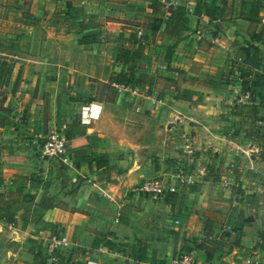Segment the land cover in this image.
<instances>
[{"label":"crops","instance_id":"1","mask_svg":"<svg viewBox=\"0 0 264 264\" xmlns=\"http://www.w3.org/2000/svg\"><path fill=\"white\" fill-rule=\"evenodd\" d=\"M219 51L237 67L227 82ZM262 56L264 0H0V264H48L54 234L69 241L62 264H164L190 249L197 264H264V137L245 138L253 155L226 137L243 132L231 111L255 109L242 67ZM51 127L66 164L39 154ZM180 169L192 185L137 190Z\"/></svg>","mask_w":264,"mask_h":264},{"label":"rangeland","instance_id":"2","mask_svg":"<svg viewBox=\"0 0 264 264\" xmlns=\"http://www.w3.org/2000/svg\"><path fill=\"white\" fill-rule=\"evenodd\" d=\"M216 61L217 62H221L222 63V67L219 66L218 70H217V75L220 76L221 80H228V77L230 78V74L231 72H236V65H232V63H229V59L228 56L222 52H218L216 54ZM235 66V67H234ZM231 67V68H230ZM243 71L249 70L252 71L251 72V76L250 77H246L245 78V86L243 87V91L241 90V94H242V98L246 99L245 94L249 92H253L254 93V97H256V106H253L255 109L252 110L251 107L248 104L241 102V105L239 107V110L236 111L235 109L233 111L230 112V115H228V119L232 118L234 120H229L228 122L239 125V128H241L243 130V132H240L238 130H236V128L231 129L230 133L226 135L227 138H229L230 140H233L236 144H238L239 151H245L246 154L248 155H253L258 153V149L257 146L254 145H250L249 142L245 141V138H250V140H253L255 142V139L257 140L258 138H262L264 137V133L259 132V128L264 127V117H263V110H264V56H262V60H260V62L256 63V66H248L245 67L243 66ZM62 69V68H61ZM229 83V82H228ZM231 83V82H230ZM75 82L72 83V85L70 83H68L66 89L68 90H72L74 89L75 86ZM168 83H160V86H166ZM80 91V90H79ZM97 92L102 95H105L106 98H110L111 96V92L110 90L104 86V85H98L97 87ZM242 99V100H243ZM23 101H25V98H23ZM49 107V106H48ZM108 110H111L112 106L108 105L107 106ZM114 115L110 118V121L113 125H115L116 128H122L121 124H123V118L122 115L119 112H115L113 113ZM233 121V122H232ZM176 125V124H175ZM174 125V126H175ZM55 129V128H54ZM53 130V128H47L45 131V137L47 136V134ZM125 133L127 134H135V132L133 131H129V130H124ZM165 130L164 127L162 128L161 131V135H160V140L162 142V140H164L165 137ZM262 133V134H260ZM41 138L38 139L39 143H38V147L41 150L42 146H43V142L45 140V137L43 138V133H41ZM165 137V138H164ZM165 143L168 141L164 140ZM165 144L163 147L166 148V146H168V144ZM162 147V143L160 144ZM262 153V152H261ZM39 154L41 155V151H39ZM245 154V155H246ZM42 156V155H41ZM262 170H264V168L262 167ZM49 183H51L49 181ZM66 184V182H64ZM68 189H70V191H73V189H75L73 186L69 187ZM53 204H57V200L55 198V196L49 198L46 200L45 205H53ZM34 212L37 214L36 216L39 215L40 210L38 209H34ZM260 231V230H259Z\"/></svg>","mask_w":264,"mask_h":264},{"label":"built area","instance_id":"3","mask_svg":"<svg viewBox=\"0 0 264 264\" xmlns=\"http://www.w3.org/2000/svg\"><path fill=\"white\" fill-rule=\"evenodd\" d=\"M118 88H122L120 85H116ZM245 97L248 98L249 94L246 93ZM100 107L91 105L89 107V120L97 119L100 115ZM182 119L175 117L174 120L167 125V131H172L176 123H181ZM41 155L43 158L50 160L54 163L66 164L70 161L69 158V144L67 138L62 130H51L43 142L41 148ZM194 181L190 175L185 174L181 169L170 176H157L154 178L146 179L142 181L137 190L148 197L161 199L168 194L177 191L178 187H184L192 185ZM178 223V222H176ZM69 241L66 237L57 234L51 235L48 238L47 251L49 257L48 264H62L63 254L61 250L68 246ZM164 264H197L195 250L190 249L187 251H181L168 262Z\"/></svg>","mask_w":264,"mask_h":264},{"label":"trees","instance_id":"4","mask_svg":"<svg viewBox=\"0 0 264 264\" xmlns=\"http://www.w3.org/2000/svg\"><path fill=\"white\" fill-rule=\"evenodd\" d=\"M254 6V5H253ZM9 67H7L6 66V64H4V63H1V65H0V76L1 77H6L8 74H9ZM244 73L245 74H247V72H245L244 71ZM4 79V78H3ZM114 80V79H113ZM4 82V81H3ZM242 84H243V87L245 86V81L243 80V82H242ZM248 94H249V99L250 98H253L254 97V93L253 92H249L248 91ZM5 113H7V110L5 109V108H3V107H1L0 106V126L2 125H5L6 124V119H5V117H6V115H5ZM106 166L109 168V169H111V170H115V167H113V166H110V165H108L107 163H106ZM115 174H117L116 173V170H115ZM7 218H9V220H10V222H13L12 221V218L11 217H7Z\"/></svg>","mask_w":264,"mask_h":264}]
</instances>
